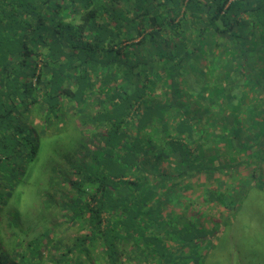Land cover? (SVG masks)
<instances>
[{
    "label": "trees",
    "instance_id": "1",
    "mask_svg": "<svg viewBox=\"0 0 264 264\" xmlns=\"http://www.w3.org/2000/svg\"><path fill=\"white\" fill-rule=\"evenodd\" d=\"M69 119L63 219L19 230L15 189ZM247 150H264V0H0V264H198L168 202Z\"/></svg>",
    "mask_w": 264,
    "mask_h": 264
},
{
    "label": "rangeland",
    "instance_id": "2",
    "mask_svg": "<svg viewBox=\"0 0 264 264\" xmlns=\"http://www.w3.org/2000/svg\"><path fill=\"white\" fill-rule=\"evenodd\" d=\"M73 120L69 119L62 131L56 125L42 136L41 152L33 162L37 164L33 175H24L15 189L13 205L21 211L19 230L30 233L32 228L37 233L50 221L57 224L63 219L55 203L67 186L58 180L61 175L69 174L68 161L76 156L79 147L75 146L82 135L80 124ZM233 154L221 156L222 161H229V170L214 167L211 171L218 170V174L198 176L194 184L187 176L182 178L180 182L186 178L191 188L187 189V184L180 186L175 191V200L168 202L169 220L178 222L180 229L184 226L181 231L194 237L190 253L198 257V264H264V150ZM53 168L56 171L52 173ZM50 177L54 178V184H49ZM46 191L50 192L51 201L44 194ZM12 212L16 211L12 209ZM8 229L6 226L2 229L4 246L11 250L14 241L6 236ZM65 238L68 240L69 235Z\"/></svg>",
    "mask_w": 264,
    "mask_h": 264
}]
</instances>
